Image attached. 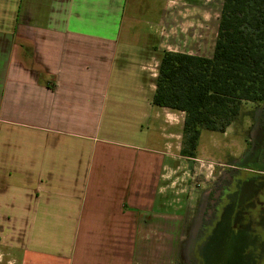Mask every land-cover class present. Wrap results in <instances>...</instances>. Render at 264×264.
Returning <instances> with one entry per match:
<instances>
[{"label": "crops", "instance_id": "0c3cea01", "mask_svg": "<svg viewBox=\"0 0 264 264\" xmlns=\"http://www.w3.org/2000/svg\"><path fill=\"white\" fill-rule=\"evenodd\" d=\"M197 13L186 0H0L9 264H143L139 246L181 228L162 193L186 113L152 100L163 51L201 55L210 40Z\"/></svg>", "mask_w": 264, "mask_h": 264}, {"label": "rangeland", "instance_id": "374dc122", "mask_svg": "<svg viewBox=\"0 0 264 264\" xmlns=\"http://www.w3.org/2000/svg\"><path fill=\"white\" fill-rule=\"evenodd\" d=\"M186 1L197 5V23L203 17L212 23L206 27L210 40L197 42L199 53L211 56L223 0ZM201 28L198 25L197 33ZM263 121V101L243 102L225 132L202 131L195 156L177 151L173 168L164 172L162 200L165 213L179 217L181 228L169 225L159 230L157 242L148 241L142 252L139 246V253L149 254L143 264H264V229L252 216L255 184L264 178ZM232 177L230 192L220 202ZM217 201L220 204H214L215 213L205 224ZM7 258L0 252V264H9Z\"/></svg>", "mask_w": 264, "mask_h": 264}, {"label": "trees", "instance_id": "16d2710c", "mask_svg": "<svg viewBox=\"0 0 264 264\" xmlns=\"http://www.w3.org/2000/svg\"><path fill=\"white\" fill-rule=\"evenodd\" d=\"M152 101L186 113L188 157L203 130L225 132L243 102H264V0H223L211 56L163 51Z\"/></svg>", "mask_w": 264, "mask_h": 264}, {"label": "flooded vegetation", "instance_id": "af4514ba", "mask_svg": "<svg viewBox=\"0 0 264 264\" xmlns=\"http://www.w3.org/2000/svg\"><path fill=\"white\" fill-rule=\"evenodd\" d=\"M260 161H264V155L262 154V157L260 158ZM235 176V175H234ZM234 178L232 177V179L228 182V185L226 188L223 189L219 199L220 202L223 200V198H225V196H228L229 192H230V186H231V182L234 183ZM248 181L245 182V184H247ZM255 188H254V196H253V200H254V211L252 216H254V220L255 222H258L259 225L264 229V198L262 197V195H264V178H262L261 180V184L259 186H257V184H255ZM246 187V185H245ZM240 200V199H239ZM219 201L213 203L212 207L209 209L210 213H208L207 219L205 221V224L208 223V220L211 219L212 214H214V204L219 205L220 204ZM240 204L241 200L238 201ZM215 205V206H216Z\"/></svg>", "mask_w": 264, "mask_h": 264}]
</instances>
